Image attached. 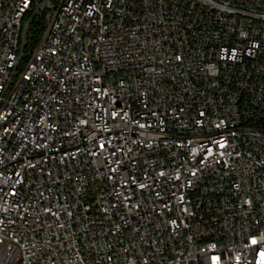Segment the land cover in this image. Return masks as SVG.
I'll return each instance as SVG.
<instances>
[{
	"label": "built area",
	"instance_id": "1",
	"mask_svg": "<svg viewBox=\"0 0 264 264\" xmlns=\"http://www.w3.org/2000/svg\"><path fill=\"white\" fill-rule=\"evenodd\" d=\"M0 264H264V0H0Z\"/></svg>",
	"mask_w": 264,
	"mask_h": 264
},
{
	"label": "trees",
	"instance_id": "2",
	"mask_svg": "<svg viewBox=\"0 0 264 264\" xmlns=\"http://www.w3.org/2000/svg\"><path fill=\"white\" fill-rule=\"evenodd\" d=\"M42 32H43V18L41 17L34 18L29 25L25 39L24 49L26 55L35 46Z\"/></svg>",
	"mask_w": 264,
	"mask_h": 264
},
{
	"label": "snow or ice",
	"instance_id": "3",
	"mask_svg": "<svg viewBox=\"0 0 264 264\" xmlns=\"http://www.w3.org/2000/svg\"><path fill=\"white\" fill-rule=\"evenodd\" d=\"M253 243H255V241H253Z\"/></svg>",
	"mask_w": 264,
	"mask_h": 264
}]
</instances>
